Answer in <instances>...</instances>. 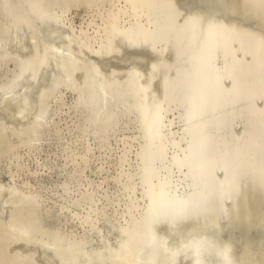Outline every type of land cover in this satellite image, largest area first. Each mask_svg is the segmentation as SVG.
<instances>
[{
  "label": "rangeland",
  "instance_id": "rangeland-1",
  "mask_svg": "<svg viewBox=\"0 0 264 264\" xmlns=\"http://www.w3.org/2000/svg\"><path fill=\"white\" fill-rule=\"evenodd\" d=\"M24 1L34 2L36 0ZM37 1L46 11H52L50 13L58 11L62 13L65 22L70 27L72 39H74L72 46L74 42L77 43V45L74 44V48L77 47L79 56L82 55L85 58L80 56L79 61L71 65L72 67L75 65L74 68H77L80 64L81 69H75V72L72 70L73 73L68 83L60 85L53 91L49 90L40 109L39 114L43 118L39 116L41 118L40 126H36L37 124L24 127L10 126L4 130V122L0 118V124L2 123L0 125V185L6 186L13 193L10 200L11 212L4 222L0 221V264H39V262L45 264L41 255L44 247L53 250L56 264H112L113 260L115 261L116 258L118 260L120 257H128L132 263L134 262L133 264H136L132 258L133 255L139 264H144L151 252L147 246L142 248L146 244V237L150 231L147 220L150 218L148 206L151 204V195L147 196V194L150 191L151 194L155 190L157 191L159 183L155 182H159V180L160 183L164 182L165 178L163 177L170 176L171 181L168 183L172 182L170 185L173 186L168 184L169 187L167 185L165 189L172 193L177 192L179 196L196 194L202 188L206 189V185L202 184L203 181L199 179L198 183L196 175H200L198 177L203 180L201 174L193 173V179V176H190L192 171L189 173V170L194 169L193 164L195 166L200 164V159L203 156L201 155L199 158L201 153L198 152V154L193 149L194 146H198L202 132L200 129L197 130V127L200 126L199 123L202 124L203 121L210 118L206 114V117L204 116L206 119L199 116V121L192 119L195 117L191 118V111L188 108L190 99L187 98L189 92L186 87V90H181V86L175 84L179 83L180 72L191 70L192 62L188 57L194 55L193 51L198 49L196 46L205 44L206 35L201 33H205V28L211 23H220L225 28L235 29L236 32H245L246 37L250 39L248 43L253 36L264 40V4L255 0H237V2L236 0H168L166 7L155 0L144 2L141 5H137L136 0ZM208 1L209 3H207ZM153 8L155 9L153 10ZM161 9L171 15L174 14L175 24L178 25L184 24L190 17L198 18L200 34L198 41L195 42L196 45L194 44L195 47L193 44V47L191 44H189L191 47L182 46L181 51L178 52L177 48L168 46L162 53L155 52L156 54H152L153 52L151 51V53L147 49L137 50L138 52L124 49L125 52H122L117 58L109 53V57L112 58L108 59L109 57H107L104 61L100 58V52L105 53L116 48V44L120 43V33L123 35L124 29H139L148 26L146 27L148 31L159 28V33L155 30L156 34L153 32L155 37L162 33L160 30L163 28L157 27L158 24L160 26L163 24L160 19ZM154 11L156 12L154 13ZM150 17L152 21L149 19ZM154 19L157 23L160 19V22L157 24ZM208 19L210 20L208 21ZM164 32L163 30V34L158 37L162 41L157 38L158 46L156 47L158 49H162L163 46L165 48L164 43L168 38L165 39L167 36ZM249 35L250 37H248ZM114 37L116 38L114 39ZM117 38L119 42H116ZM233 51L229 61L218 51L213 65L214 71L220 72L225 70V67L231 66L232 61V63L237 62L231 67L232 71L236 68L233 71L236 72L234 73L236 76L231 72L230 67H227L232 80L228 77L229 73L227 72L229 71L225 72L227 75L223 88L221 87L224 91L221 93L226 98L232 95L235 81L238 79L236 81L238 82L241 75H244L242 71L247 70L245 75H249L253 71L251 58H243L238 49ZM126 53L127 55H125ZM97 59L101 62H98ZM94 61L97 63L95 64ZM174 64L176 65L174 66ZM15 65L16 61L14 60L0 64V80L12 75L17 68ZM93 65L100 67L97 75ZM158 67H162L163 72L162 68L159 72ZM114 74L116 75L114 76ZM153 74L155 75L153 76ZM163 75L164 77H162ZM234 77L237 79L235 80ZM108 78H112V81ZM164 78L167 79L166 82ZM170 80L173 81L172 84H170ZM162 82L163 84H161ZM106 84L108 93L103 100L98 89L95 88ZM176 86L178 88L175 90ZM146 87H148L147 90ZM161 87L163 92H161ZM253 98L248 99L250 103H247V100H244L243 103H235V107L231 106L233 108L225 106V109L223 108V111L217 116L220 122H214L215 127L213 125L211 128L205 127L211 135L214 134L212 136H215V143H219L218 147L219 145L222 147L218 148L220 153L227 150V155L233 153L232 156H234L235 149L242 146L238 156L241 155L240 159L243 160H241V164L244 163V166L240 168L241 172L238 170L239 174L236 173L237 182L233 181L237 184V186L234 185L236 190L234 191L235 188L231 190L232 187H230L227 192L231 191V196L228 195L229 193L224 189L228 176L225 177V172L217 170L214 176L216 183L213 180V188L218 187V195L223 188L221 196L215 200L218 205L214 203L215 206L208 216L195 221L196 223L189 222L172 228L167 225L157 227L155 229L156 238L159 244L164 246V250L159 253L155 264H193L191 257L185 258L181 255L176 262L173 261V257L185 245L194 242L198 237L205 239L206 247L209 249L205 258L206 264H264V125L262 123L264 120V94L252 100ZM161 100L162 102H160ZM158 103L162 106L159 114V123L162 124H159L158 132L161 131L163 134H158L157 142H154L156 138H152L154 143L152 144V141H149L152 134L150 124L148 125L145 121L147 122L150 117L149 113L153 114L155 105ZM250 104L249 108L251 109H248ZM152 107L154 110L151 112L150 108ZM188 112H190V122L188 121ZM252 112L253 115L255 113V117ZM201 119L203 120L200 122ZM259 120L261 124L256 126ZM225 124L226 126H224ZM248 136L249 139H247ZM155 143H158L159 147ZM162 143L163 146H160ZM217 143L215 148H217ZM155 146L160 149L159 154L163 153L162 159L158 158L161 155L156 157L158 148ZM150 148L155 151H151ZM218 149L216 150L218 151ZM228 149L234 151L231 153ZM148 153L152 154L151 161H154L155 157L158 160L155 163L148 161L150 158ZM186 155L188 156L186 157ZM176 158L178 159L176 160ZM178 160H184L188 166L181 163L184 167L180 168L182 165L179 162L180 166H177ZM190 161L193 163L190 164ZM171 163L176 166H172ZM198 165L195 167L196 171L199 169ZM155 167H161L159 168L161 175L158 174L162 178L158 179L153 176L155 180L149 177L150 180L148 178L150 173L154 171L157 176L156 170L159 171ZM166 170H170L169 174ZM148 173L149 175L146 177ZM167 180L169 181L167 178L165 182ZM194 181L197 184L201 183L202 188L197 189ZM163 184H167V182ZM172 188H175L176 191ZM225 192L226 194H224ZM225 195L227 197L222 199ZM6 220L7 222H5ZM33 250L38 252L34 253ZM124 251L128 254L126 255ZM122 252L125 254L123 255ZM132 252L136 253L139 259ZM219 254L224 258L221 259Z\"/></svg>",
  "mask_w": 264,
  "mask_h": 264
},
{
  "label": "bare ground",
  "instance_id": "bare-ground-1",
  "mask_svg": "<svg viewBox=\"0 0 264 264\" xmlns=\"http://www.w3.org/2000/svg\"><path fill=\"white\" fill-rule=\"evenodd\" d=\"M149 1H151V0H145V1L144 0H142V1L136 0L137 5L138 4L141 5L142 3L149 2ZM155 1L158 2V3H160L161 5H165V6L167 4L166 2H168V0H155ZM255 1L258 2V3H263L264 4V0H255ZM236 2H237V0H236ZM207 3H209V1ZM260 6H262V5H260ZM152 7H150V8H152ZM180 7H181V5H180ZM252 7H254V6H252ZM252 7H250V8H252ZM154 9L155 8H153V10ZM163 9H165V8H163ZM163 9H161L162 15H161V18L160 19H161V22L163 21V24H165V25L162 24L160 26L158 24L160 22V19H159V22L158 23L156 22V20H157L156 18H155L156 20L155 19L154 20L158 24L157 27L159 26V27L163 28V29L160 30L162 32L160 34H163V30H164L165 31L164 33L167 36L166 38L164 36V38L165 39L168 38L167 39V42L164 43L165 44V48H164V46H163L162 49L161 48L158 49L156 47V46H158L157 45L158 44L157 38L159 37L160 34L159 35L157 34V36L155 37V35H154V34H156V32H154L155 28H154L153 31L150 30L152 32V34L154 32L153 35L150 33V31H148V29H146V27H148V26H146L145 28L143 27V28H139V29H135V28H130L129 29V28H127V29H124V31L122 32L123 35H121V33H120V36H121L120 37V43H117L116 44L118 47L116 46V48H114L112 50H109L110 49L109 48L108 49L109 51L108 52H105V53L100 52V58H102L103 61H104L105 58L109 57V54H111V56L117 58V56H119L120 54H122V52H125V50H131V51L132 50H136L137 51V50L147 49V50H150V52L152 51L153 52V53L151 52L152 54H154L155 52L162 53L163 50H165L166 48H168V46H173V48H177L178 49V52H179V51H181L182 46H187L188 45V46L191 47L192 44L194 45L195 42L198 41L199 34H200L199 24H198V20H197L198 18L196 19L194 17H190L186 21L184 20L185 21L184 24L181 23L180 25H178V24H175V15L174 14L171 15V14H169L167 12H164ZM261 9L263 10V8H261ZM50 12H52V11H50ZM50 12L46 11L41 6V3L39 1H37V0L34 1V2H26L24 0H0V64L2 65V64L7 63L8 61L14 60V61H16V65H17V66L15 65V68L16 67L17 68L14 70V72L12 73V75L7 76V78H5V79L0 80V118L2 119V120L1 119L0 120L4 122V127H5L4 130H6L10 126L11 127H13V126L14 127L15 126H23L24 127V126H27V125H30V124H35V125L37 124L36 126H40L41 125V122L39 120H41L42 117L40 116L41 114H39V113H40V109H41V107L43 105L42 103H44V100L46 99V97L49 94V90H52L53 91L56 88H58L60 85L68 83L69 80H70V77L72 76V73H73L72 70H74V72H75V69H79L81 67V66H79L80 64L79 65L77 64L78 65L77 68H74L75 65L73 67L71 66L74 62H78L79 59H80V56H82V55L79 56V52L77 50V47L74 48V46L77 45V43L75 44V42H74L75 45L73 44V46H72V41L74 39H72V34H71L70 29H69L70 27L67 25V22H65L64 17L62 16V13H59V11L57 13H50ZM155 12L156 11H154V13ZM63 13H64V11H63ZM206 16H208V15H206ZM149 19H151V17ZM209 20L210 19H208V21ZM151 21H152V19H151ZM238 24H240V23H238ZM151 27H150V29H151ZM164 27H165V29H164ZM155 31H158L157 33H159V28H158V30L156 29ZM204 31H205V33H201V34H205L206 35L205 36L206 37L205 44L199 46L198 43H197L198 46H196V47H198V49H195L194 50L195 52H194L192 50L193 49L192 48L191 50L193 51L194 55H192L191 57H188L190 59V61L192 62L191 63L192 68L189 67L191 70H189V71L186 70V71H183V72L181 71L180 72V75H179V78L180 79L178 78L179 79V83L176 82L175 84H178L179 87L181 86V90L182 89H184V90L187 89V91L189 92V95H187V98L190 99V104L188 103V105H189L188 108L190 109L191 113L188 112V121L192 117H195V118H192V119H195V120H198V119H200L202 117H203V119H206L205 118L206 117L205 114L207 116L209 115L208 117L210 118V119H207V120L203 121L202 124L199 123L200 126H198V124H197V126H198L197 127V130L200 129V131H202L201 134H200L201 137H200V141H199L198 146H196V147L194 146V148L193 147L192 148L195 149L194 152H196V153L200 152L201 153L200 156H199V158L201 157V155H203V156L201 157L202 159H200L201 160L200 164L199 163H198L199 165L197 164L199 169H197V171H196V168L195 167H197V165L195 166V164H193L195 171L193 172L194 169L193 170H189V173H190V171H192L191 172L192 173L191 175L188 173L190 176H193L192 178L194 179L193 173L196 174L197 172H199L201 174V177L203 178V180L198 177L200 175H196V177L198 179V183H199V179L201 181H203L202 184L203 185H206L205 186L206 189H204V188H202V186H200L201 183L200 184H197V182L194 181V183H196L197 189L198 188H202L200 192H198L196 194L195 193L194 194H188L187 193L188 195H183L182 194L183 196H179V194L177 192H174L176 196L178 195L176 197L174 195V193H172V192L168 191L167 189H165V188H167V185L169 184L168 182L171 181L170 180L171 179L170 176L168 177L166 175V177L169 179V181L168 180L166 181L167 184H163V183H166L165 180L167 179L166 177H163V178H165L164 182H161L160 183V180H159V182H155V183H159V187H158V184H157V187H158L157 191L155 190V192L151 194V191L150 190H149L150 193L147 191L148 189L146 190V192H148L147 196L148 195L149 196L151 195V197H150L151 204H150V206H148L149 207L148 210L150 211V218H149V220H147V221H149L150 231H149V234L147 233L148 231H146V233L148 234V237H146L147 239L145 238L147 241H146V244L144 245V247H142V248H145L147 246V248L148 247L150 248V251L151 252H149L150 254L147 253V254H149V257H147V260L144 259L146 261L145 263L142 262L144 264H155L157 262V260H158L159 253H161L164 250V246L163 245L161 246L159 244L157 238H156V231H155V229L157 227L163 226V225H165V226L167 225V226H170L172 228V227L177 226V225H180V224H186V223H189V222L199 221V220H202L205 217H207L208 214L213 210V206H215L214 203L217 204L215 202V200L219 196H221L220 194L222 193V190H223V188H222V190H220L221 193L218 195V192H219V190H217L218 187L215 186L216 188H213L214 182L216 181V180H214V176H215V173H216L217 170H219L220 172L223 171V173L225 172V174H224V175H226L225 177L228 176L227 179H226V182H225L228 185L227 184H224V187H225L224 189H226V192H227V190L230 187H232V188H230L231 190H233V188H235L234 191L236 190V187L234 186L236 184V182H237V180H236L237 179L236 178V176H237L236 173H238V170L240 171L241 170L240 168L242 166H244L243 165L244 163L241 164V160H242V159H240L241 155H240V157L238 156L240 154L239 152H241V147L242 146L239 149H237V150L235 149L234 156H232V154H233L232 152L234 150H229L228 149L232 153L231 155L229 153L228 154L229 156L227 155V153H228V152H226L227 150L226 151H223L222 153H220L221 151L219 152V149L218 148L221 147V146L219 145V147H218V144L219 143L216 142L217 143V148H215L216 147V143H215L216 140L214 139L215 136L213 137L212 135H214V134L211 135V133H209V130L205 129V127L206 128H208V127L211 128V127L214 126V124H215L214 122H216V123H219L220 122L219 119L217 118V116L220 115V113L223 111V108L225 106H227V107L229 106V108L231 106L235 107V105H236L235 103H238V102L243 103L244 100L245 101L247 100V103H250V102H248V99L253 98V97L254 98H256V97L258 98L261 94H264V40L259 39V38H255L253 36V38L250 41V43H248L250 39L246 37L247 35H246L245 32H243V33L236 32L235 29L231 30V28H225L223 26V24H220V23H216V24L215 23L214 24L211 23L210 25H207V27L205 28ZM204 31H202V32H204ZM250 35L248 37H250ZM115 38L116 37H114V39ZM118 38H119V36H118ZM118 38H117V41L116 42H119V39ZM161 38L164 39L163 37H161ZM158 39H159V41H162V40H160V38H158ZM203 40H202V42H203ZM189 44H191V45H189ZM113 45H115V44H113ZM193 45H192V47H193ZM195 45H194V47H195ZM199 47H201V48H199ZM234 49H238L240 55L243 58H245V57L251 58V60H252V62H251V69L253 71L251 70L252 73H250L249 75H245V72L247 70L246 69H244V70L242 69L243 70L242 72L244 73V75H241V77H240V79H239L238 82H236L238 80L237 77L236 78L234 77L235 80L236 79L237 80L235 81V85L233 83V85H234L233 86V93H232V95L229 98H226L223 95V93H221V92L224 91L222 89L223 88L222 86H223V83L225 82V78H226V75H227V74H225V72L227 70L229 71V72H227V73H229V76L228 77H230V79L232 80V78L230 76L231 73H230V70L229 69H231V72L233 74L236 73V72H233V71H235L236 68L233 69V71H232V68L231 67H232L233 64H236L237 62L236 63L235 62L232 63L233 62L232 61L231 64L228 62V65L229 64L231 65V66H229L230 68L227 66L229 69H227V67H225L226 69L225 70H222V71H220V69H219L220 72L214 71L213 65H214L215 59L217 57L216 54L218 53V51H220L222 53V56L227 61H229V59L231 58L230 55L231 54L233 55L232 52H234L233 51ZM89 54H90V52H89ZM106 54H108V56H106ZM125 55H127V53ZM130 55H132V54H130ZM139 55H141L140 52H139ZM122 57L126 58L125 56H122ZM180 57H181V55H180ZM83 58H85V57H83ZM110 58H112V57H109L108 59H110ZM118 58H121V57H118ZM178 59H176V60H178ZM97 60H98V62H101V61H99V59H97ZM116 60H118V59H116ZM243 60H245V59H243ZM83 61H84V59H83ZM235 61H237V60L235 59ZM106 62H107V60H106ZM94 63H95V61H94ZM161 63H163V62H161ZM114 65H112V66H114ZM156 65H154V66L156 67ZM175 65L176 64H174V66ZM98 66H100V64ZM155 67H153V68L155 69ZM234 67H235V65H234ZM243 67H245V66H243ZM93 68L95 69V74L97 75L98 74V68H100V67H97V66H94L93 65ZM120 68H121V66H120ZM160 68H162V67H158V69H159L158 71L159 72H160ZM115 69H116V67H115ZM121 69H123V68H121ZM121 69H118V70H121ZM107 71H109V70H107ZM112 72H113V69H112ZM112 72H111V74H112ZM162 72H163V68H162ZM89 73H90V71H89ZM125 73H127V72H125ZM62 75H64V76H62ZM115 75L116 74H114V76ZM154 75L155 74H153V76ZM237 76H239V75H237ZM162 77H164V75ZM108 79L111 80L112 78H108ZM166 80L167 79H165V82H166ZM171 81L172 80H170V84L173 83V81L172 82ZM226 81H228V80H226ZM156 84H157V82H156ZM161 84H163V82ZM170 84H168V85H170ZM104 86H101L100 85L99 86L100 88H95V89H98L97 91H98L101 99H103V100H105L106 95L108 93V89L106 88L107 84L104 85ZM178 86H176L175 90L178 88ZM162 87H161V92H163ZM185 87H186V89H185ZM145 89L147 90L148 87H146ZM155 92H157V91L155 90ZM181 92H183V91H181ZM187 93H185V94H187ZM162 96H163V93H162ZM166 96H168V95H166ZM254 98L252 100H254ZM103 100H102V103H103ZM162 100L160 102H162ZM106 101H108V100H106ZM164 101H166V100H164ZM244 104H246V103L244 102ZM85 105H86V103H85ZM162 105H163V103H162ZM87 106H86V108H87ZM155 106H156L155 110H154L153 107L150 108L151 109V112H152V110H154L153 111V114L152 113H149L150 117L148 115V117L150 119L147 117L148 118V119L146 118L147 119V122L144 120L145 123H148V125L150 124L149 126H150L151 129L150 128L149 129L152 132V134L150 132L151 139L149 137L148 138L150 140L147 139L149 141H152V138L154 139V138H156L158 136V134L162 133L161 131H160V133L158 132L159 131V129H158L159 124H162V123H159V114H160V111H161L162 106L159 103L157 105H155ZM246 106H248V105H246ZM233 107H231V108H233ZM249 107H251V104L247 107L248 109H251ZM163 109L166 110V108H163ZM186 110H188V109H186ZM250 112H251V110H250ZM189 113L191 114L190 115L191 118H189L190 117L189 116ZM252 115H253V112H252ZM254 115H255V113H254ZM199 116H200V118H198ZM103 117H104V115H103ZM203 119H201L200 122ZM148 120L150 121V123H149ZM44 121H45V119H44ZM44 121H42V122H44ZM258 122H257L256 126L257 125L259 126V124H261V121L260 120ZM239 123H240V121H239ZM252 123H253V120H252ZM262 123L264 125V120H262ZM164 125H166V124H164ZM193 125H195V124H193ZM224 126H226V124ZM261 127H262V125H261ZM195 128H193V129H195ZM260 129L262 130L263 128H260ZM216 130H217V128H216ZM255 130H256V128H255ZM147 136H149V134H147ZM247 139H249V136H248ZM158 140L159 139L156 138L154 140V142H157ZM194 142H196V141L194 140ZM152 144H154L153 141H152ZM155 144H157V146H158V143H155ZM189 144H191V143H189ZM194 144H196V143H194ZM192 145H193V143H192ZM240 145H242V144L240 143ZM157 146H155V147L158 148L159 146L158 147ZM160 146H163V143ZM160 148H162V147H160ZM12 149H13V147H12ZM150 149H152V148H150ZM216 149H218V151ZM157 150H158V152H156V154H157L156 157L158 155H161V156L158 157V158H161L163 156V153L162 154H159L160 153V149L158 148ZM151 151H155V150L152 149ZM161 151L163 152V150H161ZM148 154H149L148 156L150 157V158L148 157L149 158L148 161H151L150 159H151V155L152 154L151 155H150V153H148ZM219 154H221V155H219ZM187 156L188 155H186V157ZM245 156L246 155H244V157ZM156 157L153 158L155 160L154 161H151V162H154L155 163L156 160H158ZM177 159L178 158H176V160ZM183 161L184 160H182V161L181 160H178V163H177V161H174V163H177V166H180L179 165V162H180V164L181 163L184 164V166L185 165L188 166L186 164L187 162H185V161L183 162ZM191 161H193V160H191ZM191 161H190V164L193 163ZM231 162H232V164H231ZM171 164H172V166L174 165L173 163H171ZM174 166H176V165H174ZM184 166L182 165L180 168H182ZM155 168H158V167H155ZM159 168H161V167H159ZM159 168H158V170H159L158 172L156 170L157 176H156V174H154V171H153V173L152 172L150 173V170H149L150 175L148 173V174H146V177H147V175H149L148 178L150 177V178H152V180L154 179V177H156L158 179L159 178L161 179L162 177H160V175H161L160 173L161 172H160V169ZM191 168H192V165L190 166V169ZM169 171H167V174H169L168 173ZM164 174H166V173H164ZM151 175H152V177H151ZM196 177H195V180H196ZM213 180H214V182H213ZM233 181H236V182H233ZM170 184H172V182ZM169 185H168V187H169ZM231 185H233V186H231ZM155 186H156V184H155ZM170 186L172 187L173 185H170ZM236 186H237V184H236ZM149 187H151V186H149ZM175 187L177 188L176 185H175ZM226 187H228V188H226ZM172 189L174 191H176L175 188H172ZM172 189H171V191H173ZM226 192L224 194H226ZM230 192H227V193H229L228 195H230ZM232 194H234V192H232ZM12 196H13V193L11 192V190L9 188H7L6 186L0 185V221L3 220V222H4V219L5 218L7 219L9 212H11V208L12 207H11V204H10V200H11V197ZM14 196H15V194H14ZM225 197H227V195H225L224 197H222V199L225 198ZM228 198H229V196H228ZM218 202H220V201H218ZM207 221H206V223H208ZM5 222H7V220ZM177 229H178V227H177ZM147 230H148V227H147ZM163 230H165V229H163ZM25 231H27V230H25ZM21 233H23V232H21ZM209 235H210V233H209ZM187 236H188V234H187ZM205 242H206L205 239L203 240L202 237L201 238L198 237L196 240H194V242L192 241L190 244L185 245L182 248V250L179 251V253H177V255L175 254L176 256L174 255L175 257H173V261L176 262L177 258L182 255L185 258L186 257H188V258L191 257L192 260H193V264H206L205 263V258H206V255L208 254V251L207 250H209V249H207L208 247H206ZM39 246H41V245H39ZM31 248H32V246H31ZM37 250H35V252ZM141 251L142 250H140V252ZM143 251H145V249H143ZM33 252H34V250H33ZM124 252H122L123 255L125 253H126V255L128 254L127 252H125V253ZM53 253L54 252H53V250L51 248L44 247L43 248V251H42V254H41L42 257H43V260L46 263H48V264H56V259H55V256L53 255ZM132 253L136 255V253H134V252H132ZM18 256H20V255H18ZM116 256H121V255H116ZM128 256L130 257L132 255H128ZM219 256H220L221 259L224 258L220 254H219ZM21 258H23V257H21ZM132 258H133V260H135L136 264H139L137 262V259L134 258V255H133ZM113 259H115V257ZM116 259H115V261L113 260L112 262L113 263L114 262L115 263L117 262L116 264H131L132 263V260H130L128 257H126V258H123V257L121 258L120 257V258H118V260H116ZM138 259H139V257H138ZM22 260L24 261V259H22ZM37 260H36V262H38ZM98 260H99V258H98ZM140 260H143V259H140ZM39 264H41V263L39 262Z\"/></svg>",
  "mask_w": 264,
  "mask_h": 264
}]
</instances>
